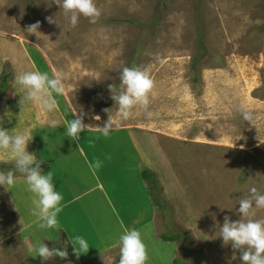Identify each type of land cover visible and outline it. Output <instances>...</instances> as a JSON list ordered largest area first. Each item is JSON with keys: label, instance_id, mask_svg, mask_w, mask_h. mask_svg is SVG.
<instances>
[{"label": "rangeland", "instance_id": "obj_1", "mask_svg": "<svg viewBox=\"0 0 264 264\" xmlns=\"http://www.w3.org/2000/svg\"><path fill=\"white\" fill-rule=\"evenodd\" d=\"M95 3L101 12L97 22L80 16L73 27L62 0H0V77L11 74L8 88H0V127L10 134L30 127L27 151L52 165L54 187L62 196L72 194L74 186L77 192L87 189L90 173L82 160H99L100 180L118 189L110 196L123 194L127 205L134 201L142 210L149 196L140 172L156 174V195L168 211L153 206L150 215L140 213L133 220L134 213L121 201L114 202L118 215L99 202L75 205L79 234H92L80 264H116L118 246L91 257L102 244L98 228L111 230L118 223L129 230L149 217L141 231L146 264H173L175 258L185 264H243V249L225 244L220 232L225 217L230 223L264 220V209L245 218L239 211V201L252 195V187L264 193V0ZM37 22V33L28 31ZM30 51L37 55V68ZM132 66L148 69L154 87L147 107L137 105L125 119L113 97L123 90V68ZM36 69L63 81V95L54 94V112L32 101L21 109L16 77ZM242 111L251 112L254 120L244 121ZM62 114L68 121L82 119L86 136L67 137ZM110 118L112 131L104 137L100 129ZM53 120L55 128L50 127ZM82 143L86 156L81 158L75 151ZM13 167L14 160L0 150V171ZM33 199L22 174L11 190L0 187V264H55V256H36L37 239L50 249L60 241L53 229L39 228V219L30 214ZM58 220L66 222L63 213ZM164 232L181 234L185 247L161 239L153 244L149 237ZM115 235L118 239L121 232ZM48 237H56L53 244H47Z\"/></svg>", "mask_w": 264, "mask_h": 264}, {"label": "clouds", "instance_id": "obj_2", "mask_svg": "<svg viewBox=\"0 0 264 264\" xmlns=\"http://www.w3.org/2000/svg\"><path fill=\"white\" fill-rule=\"evenodd\" d=\"M62 8L65 13H70V24L75 27L80 16L89 18L90 23H96L101 15L96 6L95 0H62ZM49 22L52 20L49 18ZM40 24L31 25L28 31L37 33ZM18 92L22 95L20 106H26L27 102L32 101L42 104L48 112H54L58 108V101L54 97L63 95L65 86L59 77H51L48 72L35 70L26 71L16 77ZM154 87V81L150 76L148 69H142L139 66L124 67L121 74V88L123 89L113 99L117 102L118 114L123 118L132 115V110L141 105L147 107L149 104V94ZM76 114L75 111L72 112ZM64 116L67 137L72 140H80V133L86 130L82 119L68 121ZM244 121L252 122L254 115L249 111H242ZM96 120L100 117L96 116ZM57 121L53 120L50 127L55 128ZM104 137L110 135L112 131V120L100 129ZM11 131L0 127V150H3L6 156L15 163V171H0V187L11 190L15 187L16 173H20L25 178V183L29 192L34 194L30 214L37 217L40 221V229H56L59 227L58 214L63 211V196L54 187V176L51 172L41 174V160H37L34 154L27 151V145L32 140L30 127L24 128L20 132L10 134ZM102 162L97 160L93 165L99 169ZM252 195L246 196L239 201V211L245 217L255 215L256 210L264 209V193L252 187L249 191ZM220 235L225 244L231 243L234 249H243L240 259L243 264H264V220L243 219L241 222L230 223L228 217L221 229ZM51 239V237H48ZM50 241V240H47ZM58 241V240H57ZM51 242V241H50ZM73 251L76 256L89 251L87 241L76 236L72 240ZM119 247V264H146L148 252L142 239L141 232L137 229L126 230L121 234L118 240L111 247ZM36 256L48 259L53 256L61 258L67 257V252L60 249H50L41 240L34 242Z\"/></svg>", "mask_w": 264, "mask_h": 264}, {"label": "crops", "instance_id": "obj_3", "mask_svg": "<svg viewBox=\"0 0 264 264\" xmlns=\"http://www.w3.org/2000/svg\"><path fill=\"white\" fill-rule=\"evenodd\" d=\"M33 64H34V67L37 66V63L35 62L34 59H33ZM36 70H38V69H36ZM86 134L87 133L85 131L81 132L80 137L86 136ZM115 143L116 142H113V144H115ZM87 144H88V142H87ZM84 145H85V142H84ZM92 145H94V143ZM80 147H81L80 150H78V152L77 151H75V152H76L77 156H80L82 158V157L86 156L85 152L82 151L83 150V143ZM108 148H109V142H108ZM86 152H89V151H86ZM88 156H89V154L87 155V157ZM118 159H119V157L116 160H118ZM82 162H83L84 167L87 168L88 173L91 174V175L89 174L91 180H89V185H88L87 189H82L81 192H77L76 189H74L75 188V186H74L72 188L74 191L72 194L65 195V196L63 195V201H62L63 211L60 214H62V213L64 214L66 222L60 223L59 227L56 228L57 231H56V229H53L57 233L56 237H58L60 235V231L63 230L66 234L68 242L72 245L71 240L73 238L71 239V235L73 237L81 236L78 232V227H77L78 221H80V219L78 218L77 213L73 214V211L75 210V212H77V209H76L77 207L75 205L79 204V201H82V200H84L86 203L89 201L91 205L95 204L96 202H99L102 205H107V207H109L110 209L113 210L114 215H118V214H116V212L114 210L116 207L114 202L121 201V205H120L121 207L126 208V209L130 210L132 213H134V216H132L133 220H135V219L138 220L140 213L142 215L145 213H148L150 215L151 211L153 212V207L148 202L149 199H147L148 201H146V203H145L146 209L141 210L140 205L136 206V204H134V201H130V203L127 205V203L129 202V199H127V198L124 199L123 194H122V196H120L117 199L114 197V195L110 196V194L116 193L118 189L116 190L117 186L115 184H110V183L107 184L104 181L100 180V177L102 175L104 176V174H103L104 170L103 169L102 170L101 169H95L93 167H90V165L94 164L93 161H91V163H90V161L84 162L82 160ZM49 166H50L49 172H51L53 167H52V165H49ZM123 170H124L123 167L118 168L119 173L116 176L117 178L121 179L122 173H125ZM59 172H60V168H59V164L57 163V174ZM52 174H54V173H52ZM58 180H59V183L60 182L62 183V178L60 176H58ZM58 180H57V182H58ZM53 182H54V180H53ZM121 186L123 188L127 189L126 192L128 193L129 189L127 188V186H125V184L121 185ZM123 214H124V212H123ZM120 215H121V213H120ZM149 219H150V217L148 219L143 220L142 221L143 225H141L142 223L140 222V223L134 225L131 229L135 228L141 232L142 230L147 228L148 223H149L148 222ZM144 221H145V223H144ZM68 224H70L71 227H73V230H71L69 228ZM115 224H117V226H115V228L111 227L112 228L111 230H109L108 227H105V229H101L100 227L98 228V232H97L99 234L98 239L102 242V244H100L99 247L96 249V250H100V251L91 250V254H92L91 257L99 255V253H101L102 249H104V248H108V252H110L109 250H111V249H115V247H111V245H113L116 242V240H118L115 233H117V231H119V232H121V234H123L126 230H128L126 228V226L124 227V225L122 227H119L118 223H115ZM150 226H152V225H150ZM153 231H154V228H153ZM88 233L89 232H87L85 237L81 236L86 241L90 240V238L92 237V234H88ZM110 233H112L111 236H109ZM149 238H151V240L153 241L152 242L153 244L154 243L159 244V243H157V239H160V238L155 237L154 233ZM106 243H108L107 246H106ZM165 244H169V243H165ZM100 247H101V249H99ZM105 251H107V249L104 250L103 252H105ZM78 259H79V262L81 260H83L82 258H80V255L78 256ZM155 260H156V257H155Z\"/></svg>", "mask_w": 264, "mask_h": 264}, {"label": "trees", "instance_id": "obj_4", "mask_svg": "<svg viewBox=\"0 0 264 264\" xmlns=\"http://www.w3.org/2000/svg\"><path fill=\"white\" fill-rule=\"evenodd\" d=\"M33 54V59L35 60V62H37L36 57H35V53L30 51ZM11 78V74L7 73L5 75H2L0 77V88H8V81ZM42 163L40 164V169H41V174H47L50 170V166L48 164V162H44L43 160H41ZM9 167H5L4 165L1 167V169H6ZM12 171H15V167L10 168ZM20 173H16V175H19ZM24 177V176H23ZM140 177L142 179L143 182L146 183V185L148 186V190H147V194L149 196V201L152 205V207L154 206L155 210L159 211L162 210L164 211H168L170 208L165 205L164 203L162 204L163 199L161 197H159L158 195H156L159 191L160 188V182L158 180V178L156 177V174L154 172H150L147 169H144L140 172ZM165 216H168L167 214H165ZM159 238L164 242V243H175L177 242L180 245V248L183 247V241L182 238L183 236L179 233H174V234H168V233H162L160 234ZM55 238H51V242L47 241V244H53V240ZM58 241H60L59 245H55V247L53 249H60V250H64L67 252V257L66 258H61L59 256H55V264H80L78 256H76L74 254L73 251V246L67 242V237L65 232L62 230L60 231V235L58 238ZM57 242V241H56ZM185 247V246H184ZM183 247V248H184ZM187 251V250H185ZM186 253V252H185ZM120 259V258H119ZM119 259L117 260L116 264H119ZM196 261V258L194 257H190V261ZM42 264H46V262L42 261ZM173 264H185L184 262L180 261V258H175L173 260Z\"/></svg>", "mask_w": 264, "mask_h": 264}]
</instances>
